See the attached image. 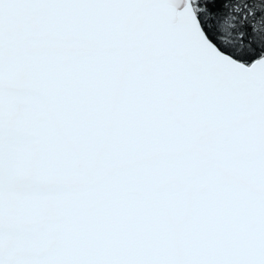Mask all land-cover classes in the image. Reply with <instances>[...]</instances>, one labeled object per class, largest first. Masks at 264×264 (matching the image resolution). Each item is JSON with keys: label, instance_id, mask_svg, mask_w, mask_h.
<instances>
[{"label": "snow or ice", "instance_id": "6c2138e0", "mask_svg": "<svg viewBox=\"0 0 264 264\" xmlns=\"http://www.w3.org/2000/svg\"><path fill=\"white\" fill-rule=\"evenodd\" d=\"M0 264H264V0H0Z\"/></svg>", "mask_w": 264, "mask_h": 264}]
</instances>
